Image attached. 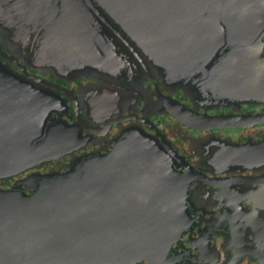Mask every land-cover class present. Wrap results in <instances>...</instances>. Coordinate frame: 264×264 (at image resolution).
Listing matches in <instances>:
<instances>
[{"label":"flooded vegetation","instance_id":"1","mask_svg":"<svg viewBox=\"0 0 264 264\" xmlns=\"http://www.w3.org/2000/svg\"><path fill=\"white\" fill-rule=\"evenodd\" d=\"M153 1L0 0L10 39L59 33L55 73L0 49L18 63L10 70L57 96L52 114L70 131L66 155L1 179L0 190L30 195L75 156L144 137L157 159L142 181L152 187L129 189L174 203L177 235L100 264H264V0ZM15 246L0 264H47Z\"/></svg>","mask_w":264,"mask_h":264},{"label":"water","instance_id":"2","mask_svg":"<svg viewBox=\"0 0 264 264\" xmlns=\"http://www.w3.org/2000/svg\"><path fill=\"white\" fill-rule=\"evenodd\" d=\"M108 1L112 0H103ZM142 2L150 7L154 1ZM148 7L146 19L151 18ZM6 11L0 5V14ZM6 18L0 19L4 37L0 46L13 45L22 63L61 71L55 28L42 33L45 41H24L23 33L10 39ZM0 55V178H4L66 155L70 131L52 114L57 112V96L10 70L7 64H18L14 57L1 49ZM152 148L144 137H127L108 154L75 156L67 171L39 179L30 195L0 190V250L8 251L14 243L41 251L47 264L133 261L156 246L163 250L177 235L174 203L154 200L151 193L129 192L131 186L145 184L144 175L153 169L145 166L157 163Z\"/></svg>","mask_w":264,"mask_h":264},{"label":"rangeland","instance_id":"3","mask_svg":"<svg viewBox=\"0 0 264 264\" xmlns=\"http://www.w3.org/2000/svg\"><path fill=\"white\" fill-rule=\"evenodd\" d=\"M127 179L130 180V179H132V178L128 177ZM147 183H148V184H147ZM147 183H145L144 185H146L147 187H152V186H151V185H152V181L148 180ZM129 192L132 193L133 190H131V191H129Z\"/></svg>","mask_w":264,"mask_h":264},{"label":"trees","instance_id":"4","mask_svg":"<svg viewBox=\"0 0 264 264\" xmlns=\"http://www.w3.org/2000/svg\"><path fill=\"white\" fill-rule=\"evenodd\" d=\"M11 177H13V176H11ZM5 178H8V177L0 178V180H1V179H5Z\"/></svg>","mask_w":264,"mask_h":264}]
</instances>
